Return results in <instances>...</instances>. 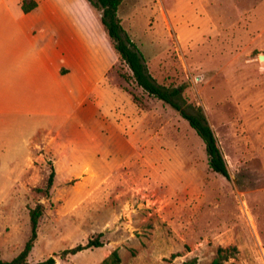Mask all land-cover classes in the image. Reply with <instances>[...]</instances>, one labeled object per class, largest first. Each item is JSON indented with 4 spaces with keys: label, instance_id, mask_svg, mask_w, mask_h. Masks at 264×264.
<instances>
[{
    "label": "rangeland",
    "instance_id": "1",
    "mask_svg": "<svg viewBox=\"0 0 264 264\" xmlns=\"http://www.w3.org/2000/svg\"><path fill=\"white\" fill-rule=\"evenodd\" d=\"M77 1L59 9L88 10L100 27ZM116 15L154 81L178 88L185 112L201 109L227 175L207 166L176 109L136 85L117 56L88 49L97 71L109 63L66 120L49 130L0 123V258L22 248L28 210L41 203L28 262L101 232L102 246L54 264H98L113 249L120 264H207L229 246L236 253L223 264H264V0H122Z\"/></svg>",
    "mask_w": 264,
    "mask_h": 264
},
{
    "label": "crops",
    "instance_id": "2",
    "mask_svg": "<svg viewBox=\"0 0 264 264\" xmlns=\"http://www.w3.org/2000/svg\"><path fill=\"white\" fill-rule=\"evenodd\" d=\"M33 1L23 11L26 0H0V123L20 120L38 127L43 121L49 130L87 99L90 82L101 79L109 63L97 71L87 50L116 55L88 10L59 9L58 0Z\"/></svg>",
    "mask_w": 264,
    "mask_h": 264
},
{
    "label": "trees",
    "instance_id": "3",
    "mask_svg": "<svg viewBox=\"0 0 264 264\" xmlns=\"http://www.w3.org/2000/svg\"><path fill=\"white\" fill-rule=\"evenodd\" d=\"M87 4L98 12V20L103 28V31L108 39L110 47L119 60L124 62L130 70L131 78L135 84L141 87L148 94L156 97L159 100L169 104L178 111L187 124L194 130L195 134L201 139L206 155L207 166L220 174L227 175L226 168L219 148L213 133L206 123L205 118L200 108L197 107L196 113H187L182 110L178 103L173 101V97L177 94L178 88L168 89L162 85L157 84L154 79L147 73L142 62L141 55L136 48L133 41L129 38L127 33L123 30L119 23V18L116 15L118 5L122 0H85ZM33 0L28 3H22L21 9L27 11L35 6ZM54 179V169L49 163V171L46 176L44 186L38 190L48 197L49 190ZM43 214V206L41 203L34 204L28 210V224L29 234L24 241L22 248L9 260L0 258V264H54L56 259L64 260L68 256L74 255L81 250L93 247H100L103 242L99 237L101 232L95 233L88 237L85 242L77 243L68 248L60 250L58 253H52L48 257L35 261L28 262L27 256L33 246V242L37 234V223ZM236 253L234 246L226 248H217L214 257L207 264H223L228 258L233 257ZM98 264H120L119 255L116 249L111 250ZM180 264H196L195 257H190L180 262Z\"/></svg>",
    "mask_w": 264,
    "mask_h": 264
},
{
    "label": "water",
    "instance_id": "4",
    "mask_svg": "<svg viewBox=\"0 0 264 264\" xmlns=\"http://www.w3.org/2000/svg\"><path fill=\"white\" fill-rule=\"evenodd\" d=\"M257 57L259 60H264V55H262V54H258Z\"/></svg>",
    "mask_w": 264,
    "mask_h": 264
}]
</instances>
